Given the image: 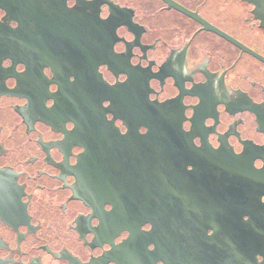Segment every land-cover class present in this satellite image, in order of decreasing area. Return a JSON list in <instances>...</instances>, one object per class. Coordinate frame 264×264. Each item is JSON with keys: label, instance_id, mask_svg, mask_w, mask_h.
Instances as JSON below:
<instances>
[{"label": "flooded vegetation", "instance_id": "1", "mask_svg": "<svg viewBox=\"0 0 264 264\" xmlns=\"http://www.w3.org/2000/svg\"><path fill=\"white\" fill-rule=\"evenodd\" d=\"M0 264H264L255 3L0 0Z\"/></svg>", "mask_w": 264, "mask_h": 264}, {"label": "water", "instance_id": "2", "mask_svg": "<svg viewBox=\"0 0 264 264\" xmlns=\"http://www.w3.org/2000/svg\"><path fill=\"white\" fill-rule=\"evenodd\" d=\"M256 4L258 10V18L261 20V25L264 27V0H248Z\"/></svg>", "mask_w": 264, "mask_h": 264}]
</instances>
